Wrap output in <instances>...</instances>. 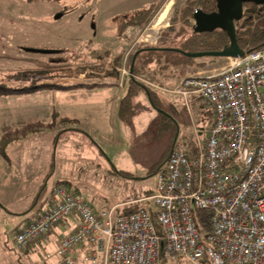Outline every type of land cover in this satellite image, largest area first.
I'll return each instance as SVG.
<instances>
[{
    "label": "rangeland",
    "instance_id": "rangeland-1",
    "mask_svg": "<svg viewBox=\"0 0 264 264\" xmlns=\"http://www.w3.org/2000/svg\"><path fill=\"white\" fill-rule=\"evenodd\" d=\"M188 1L0 0V81L42 71L50 82L69 85L0 97V137L13 131L2 148L6 159L0 155V264H30L40 256L43 248L24 253L12 234L46 208L55 184L68 186L96 210L117 206L120 211L126 202L151 193L155 170L175 136L194 146L193 126L205 128L212 112L195 96L186 103L160 87L174 86L198 69L207 71L199 74L218 70L226 57H201L197 60L209 61L204 67L177 68L161 65L174 55L168 50L141 51L145 68L133 77L142 86L128 88L130 74L120 85L129 54L159 45L162 33L178 31ZM154 5L148 22L124 24L120 31L122 20ZM159 14L163 18L156 24ZM9 79L8 85L14 84ZM144 88L155 92L160 110L150 105ZM127 89L129 107L121 115Z\"/></svg>",
    "mask_w": 264,
    "mask_h": 264
},
{
    "label": "built area",
    "instance_id": "built-area-1",
    "mask_svg": "<svg viewBox=\"0 0 264 264\" xmlns=\"http://www.w3.org/2000/svg\"><path fill=\"white\" fill-rule=\"evenodd\" d=\"M226 59L160 87L199 98L213 117L205 130L193 126V147L176 136L151 193L124 204L139 207L96 210L55 184L46 208L12 234L20 250L55 239L30 264H264V45ZM120 74L122 85L131 73ZM197 210L209 213L205 236Z\"/></svg>",
    "mask_w": 264,
    "mask_h": 264
},
{
    "label": "trees",
    "instance_id": "trees-1",
    "mask_svg": "<svg viewBox=\"0 0 264 264\" xmlns=\"http://www.w3.org/2000/svg\"><path fill=\"white\" fill-rule=\"evenodd\" d=\"M213 5H214V0H189L186 3V6L183 7V9H181L179 13L178 19L180 22V27L178 31L173 33H167V32L164 34L162 33V35H160L157 39L159 45L156 46L144 45V47L143 46L138 47L131 54H129L127 59L128 64H131L133 55L135 57L132 64V73L129 76L130 83L128 85V88L134 89L135 86L137 85L142 86L133 77L134 74L142 71L145 68L144 63L145 60H147V58L145 59L139 56L141 51L168 50L172 52L174 54L173 57L169 56L165 60H163L164 62H162L161 64L163 67H168L169 65L176 66L177 68H181L184 66L204 67L205 65L208 64L209 61L197 60L198 58L201 57H191L184 55L180 51L174 49H163V48L169 47V48H176L186 52H196V51L221 50L224 47L228 46L229 39L226 33L220 29L214 30L212 32H195L194 30H192V23H190L191 20L190 17L193 13V10L195 8L196 9L201 8L204 11H209L211 9L210 7ZM157 6L154 5L145 9L138 10L136 13L126 18L124 21L122 20L120 31L123 30L124 24L148 22L150 17L156 11ZM235 23H236L235 36L242 53H245L247 51L253 50L255 48L264 45V5H259L258 3L247 4L242 16L239 19H237ZM187 25H189L190 27V30L188 32H186ZM148 48H152V49H148ZM121 56L122 54L115 56V61L120 62ZM161 57L162 56L156 58V61H158ZM205 57H208L209 59H211V61L214 60L215 58H218L212 56H205ZM113 72L114 71H111V74H115ZM44 73L46 72H42V71L39 73L24 72L22 74H16V75H11L9 77H5L4 81H0V97L10 94L29 93L41 88L69 87V85L60 84L57 82H50L49 79H47L48 78L47 75ZM80 73L81 72L75 74L79 75ZM10 77L13 78L12 81H14V84H11L10 82V84L8 85V82L10 81L9 79ZM41 77H46V79L38 83H34V82L24 83V81H27L26 79L31 81H36ZM130 89H127V92L121 98V103L119 107V111L121 115H124L125 111L127 110V107H129L128 94ZM148 91L152 103L158 106L157 103L159 100L158 98L157 99L154 98L155 92L150 89H148ZM9 134L10 135L13 134V131H6L0 137V155L3 159H6V154L2 151V148L4 143H6L7 141V138H9ZM116 172L122 173L123 175H127V176L131 175L130 172L122 171L118 169H116ZM138 207H139L138 203L131 205H124L122 209L118 211V213L126 214L136 210ZM208 217H209V213L207 211L204 210L195 211V218L197 220V225L204 236L206 235V232L209 230Z\"/></svg>",
    "mask_w": 264,
    "mask_h": 264
},
{
    "label": "water",
    "instance_id": "water-1",
    "mask_svg": "<svg viewBox=\"0 0 264 264\" xmlns=\"http://www.w3.org/2000/svg\"><path fill=\"white\" fill-rule=\"evenodd\" d=\"M243 13L242 3L240 0H216V10L206 13L200 9H196L193 13L194 24L193 30L195 32H210L215 28H221L225 31L229 44L221 50L215 51H196V52H186L176 48L164 47L163 49H174L180 51L182 54L191 56V57H228V56H239L242 54V51L237 43L235 36V26L234 20H237L241 17ZM152 49V48H148ZM134 55L132 62L129 67L130 73H132V64L134 61ZM145 89V92L150 100V105L160 110L158 107L154 106L152 103L149 91ZM174 137L173 141L175 140Z\"/></svg>",
    "mask_w": 264,
    "mask_h": 264
},
{
    "label": "flooded vegetation",
    "instance_id": "flooded-vegetation-1",
    "mask_svg": "<svg viewBox=\"0 0 264 264\" xmlns=\"http://www.w3.org/2000/svg\"><path fill=\"white\" fill-rule=\"evenodd\" d=\"M241 1V3H242V10H243V12L245 11V8H246V5L247 4H250V3H258L259 5H264V0H240ZM211 9L209 10V11H204V10H202L201 8H198V9H200V10H202V11H204V12H206V13H209V12H212V11H215L216 10V0H214V5L213 6H211L210 7ZM196 10V8L193 10V13H194V11ZM193 13H192V15H191V20H193V24H194V18H193ZM243 14V13H242ZM242 16V15H241ZM236 20H234V26H235V29H236ZM193 24H192V30H193ZM217 29H220V30H222V31H224L223 29H221V28H215V29H213L212 31H214V30H217ZM212 31H210V32H212ZM203 32H207V31H203ZM225 32V31H224ZM154 106H156V105H154Z\"/></svg>",
    "mask_w": 264,
    "mask_h": 264
},
{
    "label": "crops",
    "instance_id": "crops-1",
    "mask_svg": "<svg viewBox=\"0 0 264 264\" xmlns=\"http://www.w3.org/2000/svg\"><path fill=\"white\" fill-rule=\"evenodd\" d=\"M196 73H206L207 71L206 70H204V69H198V70H196L195 71ZM208 109V108H207ZM209 110V109H208ZM211 112V111H210ZM208 127V125L205 127V128H203V130H205L206 128ZM65 229H66V227L64 228V226L63 227H61L60 228V233L61 232H64L65 231ZM55 237V235H53L52 236V238H54ZM52 243V242H51ZM51 243H48V244H51ZM53 244V243H52ZM45 245V246H44ZM43 247H46L47 248V244H37V245H35L34 247H33V249H31V250H29V249H26V250H22L24 253H36V252H38L41 248H43ZM48 249H50V248H48Z\"/></svg>",
    "mask_w": 264,
    "mask_h": 264
},
{
    "label": "bare ground",
    "instance_id": "bare-ground-1",
    "mask_svg": "<svg viewBox=\"0 0 264 264\" xmlns=\"http://www.w3.org/2000/svg\"><path fill=\"white\" fill-rule=\"evenodd\" d=\"M163 18V15L162 14H159V16L157 17V21H156V24H159L160 23V20Z\"/></svg>",
    "mask_w": 264,
    "mask_h": 264
}]
</instances>
